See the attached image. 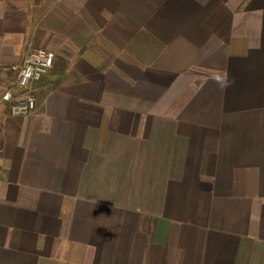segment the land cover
Listing matches in <instances>:
<instances>
[{"label":"crops","instance_id":"0c3cea01","mask_svg":"<svg viewBox=\"0 0 264 264\" xmlns=\"http://www.w3.org/2000/svg\"><path fill=\"white\" fill-rule=\"evenodd\" d=\"M29 44L0 264H264V0H0V96Z\"/></svg>","mask_w":264,"mask_h":264},{"label":"built area","instance_id":"2783aa9c","mask_svg":"<svg viewBox=\"0 0 264 264\" xmlns=\"http://www.w3.org/2000/svg\"><path fill=\"white\" fill-rule=\"evenodd\" d=\"M53 56V52L29 44L23 62L14 67L15 77L0 96V102L9 103L11 114L25 115L34 108V85L52 66ZM17 93H23V98L16 100Z\"/></svg>","mask_w":264,"mask_h":264}]
</instances>
